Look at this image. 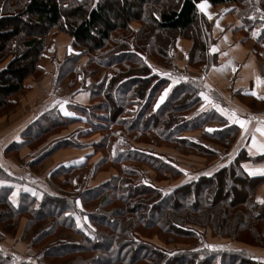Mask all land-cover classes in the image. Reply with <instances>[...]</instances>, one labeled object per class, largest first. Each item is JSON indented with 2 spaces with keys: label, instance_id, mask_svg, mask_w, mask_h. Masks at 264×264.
<instances>
[{
  "label": "trees",
  "instance_id": "16d2710c",
  "mask_svg": "<svg viewBox=\"0 0 264 264\" xmlns=\"http://www.w3.org/2000/svg\"><path fill=\"white\" fill-rule=\"evenodd\" d=\"M198 1L0 0V63L8 59L0 69V111L10 103L13 95L24 88L26 79L38 77L44 72L39 61L47 50L48 39L56 32H63L71 37L70 46L76 51L62 60L59 71L63 76L59 84L55 81V85L68 78L73 67L80 74L81 68L91 60L105 72L113 65L124 66L104 83L107 87L105 91L98 90L101 83L94 82L87 87L90 92L89 106L72 104L89 111L92 116L89 123L93 130L104 132L102 145L111 144L116 137H125L119 130L111 129L120 126L125 127V132L129 134L134 130H140L142 134L153 130L162 134L160 139L164 142L177 147H195L197 142L185 133L203 127L204 139L229 146L226 148L229 149L236 137L237 126L226 125L209 131L204 126L215 120L208 112H200L199 118L184 117L186 112L199 104L197 98L201 88L191 79L183 80L176 73L174 76L178 78V83L169 91L162 105L149 112L159 90L172 78L152 72L146 61L150 53H143L146 50L156 52L165 59V64H170L169 49L175 46L176 41L172 35L177 33V38L192 39L189 62H197L205 49L208 25L203 14L198 12ZM207 1L214 7L239 2L236 14L242 19L246 31L257 27L261 32L256 36V42L260 44L264 39V18L261 14H264V0ZM116 31L132 35L131 42L119 36L111 39ZM159 33H165L169 39L164 44L165 36L162 41L158 40V46L151 49L149 37L154 35L157 39ZM107 41L112 43L109 48ZM81 46L85 50H81ZM72 82L73 79L71 85ZM130 103L137 106L135 111L128 109ZM124 112L133 115V120L122 116ZM93 115L98 119L95 120ZM53 116L50 109L42 112L31 123L33 127L24 132L23 140L15 143L19 146L27 144L34 136L43 133L49 128L43 127L44 122L51 127L70 121L69 118L65 121L58 112L54 119ZM220 120L223 122L219 118L216 121ZM35 126L41 127L33 132ZM133 138L138 139V135L134 134ZM205 148L203 151L209 152ZM121 149L116 147L114 150L118 155L115 163L149 161L154 157L136 147ZM248 158V154L241 149L230 163L220 167L213 175L203 176L167 192L151 183L134 181V177L139 178L137 169L125 167L121 174L105 185L85 190L87 194H92L97 206L96 212L88 214L96 224L95 230L90 228L88 233L75 228L77 208L74 200L71 201L66 194L42 191L37 198L28 191H21L18 199L13 200L10 197L13 185L8 181L17 176L9 169L3 171L0 168V240L4 232L17 228L22 215L28 214L25 229H34L32 245L47 241L58 230H72L81 236L80 242L57 240L41 250L44 258L58 260L59 264H264L248 251L228 247L167 252L144 237L152 230L166 236L168 241H176L178 237L192 236L195 232L193 225H197L210 227L213 234L231 239L242 240L238 233L244 231L259 242L264 237V203L256 201L254 195L261 179L248 175L241 167V162ZM156 166L157 172L165 167L171 169L166 163L159 162ZM58 170L54 168L51 176L57 175ZM104 186L112 193L105 191ZM221 227L232 229L223 232ZM258 227L261 228L259 233ZM9 258L13 256L4 257L0 249V264L9 261ZM18 264L34 263L24 261Z\"/></svg>",
  "mask_w": 264,
  "mask_h": 264
},
{
  "label": "rangeland",
  "instance_id": "374dc122",
  "mask_svg": "<svg viewBox=\"0 0 264 264\" xmlns=\"http://www.w3.org/2000/svg\"><path fill=\"white\" fill-rule=\"evenodd\" d=\"M251 1L253 0H250L249 2ZM111 2L112 1H109V3ZM241 8L243 7L241 6ZM261 14H262V18H264V14L263 13ZM136 26L139 27V24H136ZM207 31L208 29L206 28V33ZM254 32H255V36H257L261 31L260 29H256L254 30ZM61 36L65 38V35H61ZM118 36L120 39H126L127 42H131V39L133 38V36L129 35L128 33L126 34L125 32L122 31H116V33L112 35L111 39H115ZM165 36H166L165 33H159L157 39L155 38L154 35L150 36L149 44L151 49L152 47H156V45L158 46L157 42L162 41ZM172 36L176 37V41L178 38H180V37L177 38V33L173 34ZM168 39L169 36H166V40L163 41L164 44H166V41ZM56 43L58 42L55 41V39L54 40L51 39L50 43L48 40L47 43V49H49V51L52 53V59H53L52 65L53 67H55L56 65L55 68L56 77L53 79L51 88L54 89L55 87H57L58 89L59 88L62 89V91L64 92L65 90L64 86L59 87L58 85L61 82L63 76V74L60 73L59 68L62 65V60H64L67 55L70 56L76 50L74 48L72 49L70 44H68L66 48L64 47L65 48L64 54H60V48H59L60 45ZM111 45L112 43L109 42L107 48H109ZM130 47H132L131 44ZM258 47L260 52L264 53V45L260 43ZM82 48H84L83 46H81L80 49L85 50ZM166 48L167 45H165L164 49L166 50ZM173 50L174 47L169 49V54L171 56L170 64H165L164 63L165 59L159 56L156 52L152 53V51L146 50L143 53V54L150 53L146 61L147 63L150 64L152 72H156L158 73L159 76H165L166 78L169 77L170 79L173 77L176 78V76H174L176 75V73L175 70L173 69L175 67L173 61ZM191 56H193V54ZM54 60L56 62H54ZM83 60H84L83 62H85L86 58H84ZM43 61L44 62L48 61L46 55ZM125 65L128 66L129 63H125ZM62 68L64 70H67L63 66ZM122 68H124V66L122 65H113V67H111L110 69H106L105 72V69L99 66L95 61L91 60L88 64H86L83 68H81L80 74H78V71H75L73 67L72 72H69L68 74V78L70 80V84L73 79L72 85H74L77 82L80 76H82L83 79L92 78L95 80V84L101 83L98 90L105 91L107 87H105L106 85H104V83L106 84V82H108V79L110 78V76L114 74L115 71L117 72ZM52 69L50 67V71ZM97 71L100 72H98L95 75ZM43 73L44 72H42L40 75H42ZM59 74L60 76L58 77ZM99 74L100 76L97 77V75ZM33 78H37V77H33ZM183 80H190V79L183 78ZM55 81L58 84L55 85ZM190 81H192L193 84L196 83L198 87L202 89V85L200 84L199 80H190ZM172 84L173 82L169 80L168 82L165 83V85L162 86V88L159 90L158 94L156 95L154 101L152 102V108L149 109V112L150 110L152 109L155 110L162 105L163 101H161V97L164 96L166 90L168 95ZM66 92H69V89L66 90ZM200 94L202 96L199 95V98H197L199 103H201L203 100V93L201 90H200ZM63 95L66 98V102L60 103L58 100L50 101L45 107L38 109V111L30 119V121L15 128L13 136H9L6 137L4 140H0V150L3 149V156L0 155V165H2L0 166V168L3 171H7V169H9L13 171L12 173L13 175L17 176V178L14 179L11 178L12 180L8 181L11 182V184L13 185V190L10 195V197L13 200L18 199V195L21 191H28L29 193L35 195L37 198H40L42 191H48L50 193H55L56 191H58L64 195L66 194V196H68L71 201L74 200V204L77 208V214H74L75 228L77 230H81L85 233L86 232L88 233V229L91 228L92 230H95L96 228V224H94L91 221L88 214L90 213L92 214L96 212L97 206L95 205L96 201L92 200L93 198L91 196L92 194H87L85 190L93 189L100 185H105L107 181L112 180V178L115 177L117 174H121L122 169H124L125 167L132 166L135 169H137L139 178L134 177L133 178L134 181L146 182L149 184L151 183L154 186L160 188L164 192L170 191L184 184L194 182L203 176L206 177L211 176L219 169L218 168L214 170L212 173L208 175L203 174V169L207 167L208 163L211 162L212 159L217 158L216 151H214L213 149H215L216 144H218L213 140H206L203 138V133H202L203 127L201 129H195L185 133L187 137L197 142V145H195V147L192 146L177 147L172 143L164 142L162 139H160L162 138V134L159 132L160 133L159 135L156 131L153 130L146 132V134H142L140 130H134L132 131L131 134H129V132L127 131L125 132V127H120V126H113L111 127V129L119 130L121 133H123V135L125 134V137L123 138L121 137V139L116 137L113 139V142L111 144L102 145L101 144L103 140L102 134H104V132L98 131L96 129L93 130V128L89 123V121L92 120V116L89 114V111L81 107H77V108L74 107L72 105V101L70 99L69 93L66 94L63 93ZM167 95L164 96V99L167 97ZM210 96L213 99H215V94L210 93ZM22 104L23 102L21 101V99L18 98L17 95L16 96L13 95L11 97L10 103L3 110L0 111V116L7 113L12 107L16 108L17 106L18 108V105L21 106ZM90 104L91 102L89 101V103L86 104L85 106H89ZM57 106H59L58 109ZM47 109H50L51 112L54 114L52 119H54V117L56 116V112H58L60 113V115L64 117L65 121L66 119L67 120L70 119L69 123H65L61 125L59 124L53 125L50 127V125H46V122H44L43 127H49L47 130H45L43 133L39 134L36 137L34 136L32 140L29 139L30 140L29 143L27 144L23 143L22 145L20 144V146L17 145L15 142L17 140L19 141L23 140L22 136H24V132H26L28 129L33 127L30 126L31 123L34 122V120L38 116L40 117V114H42V112L46 111ZM128 109L135 111L137 109V106L133 103H130ZM96 111L99 113L98 109H96ZM201 112H208L209 115L214 116L213 118L215 121L219 118V115L215 113L214 109L209 108L206 109V111H201ZM66 113H71V115H68ZM187 114L188 112L184 114V117ZM198 114H195L191 118H197V117L199 118L200 115ZM106 115L111 116L108 113ZM122 116H126L129 120H133V115H130L127 112H124ZM93 117L95 118V120L98 119L94 115ZM185 118L191 119L187 117ZM222 119L223 122L221 120L219 121L222 122L219 128H222L226 125L228 126L235 125L233 123H229L228 120H226L225 118ZM200 122L203 123V119H201ZM212 123L211 122L206 123V126H204V128H206L208 125L209 126L214 125ZM40 127L41 126H37V127L35 126L33 132L39 130ZM3 133L4 132H1V135H4ZM134 134L138 135V139L133 138ZM25 135H27V133H25ZM203 145L207 146L206 148L209 150V152L203 151L205 148ZM58 146H61V148L58 149L57 148ZM155 146L157 147L162 146V148L158 149ZM116 147L122 148L121 150H127L136 147V149L138 148L144 153H147L154 157H152V159L149 161L146 160H142L141 162L125 161L121 163H115L114 159L116 156H118L117 153L114 151ZM228 147H225V149ZM43 154L45 155L42 158L41 156ZM121 159L122 158H120V160ZM231 161L230 160L226 161L225 165H227ZM151 162L155 163V165L151 164ZM159 162L168 164L171 167V169L165 167L163 169L161 168L160 172L155 171V168H157L156 165ZM54 168H59V170L57 171L58 174L51 176V172L53 171ZM104 189L105 191H109L110 194L112 193L110 190H106L107 189L106 186H104ZM113 197L116 198V196ZM27 216L28 214L22 215L17 223V228L10 232H4V235L0 240V249L4 254V257L13 256L12 259L9 258V261H4V264H18L24 261L30 263L32 262L34 264H59L58 260L53 261L44 258L42 256L41 250L45 248L49 243H54L57 240H63L68 242L81 241V236L77 232H74L72 230H58L55 233V235L49 238L47 241L39 242L35 245H32V243L34 242L35 232L33 228L29 230L25 229ZM21 220L23 223L21 222ZM193 227L195 232L193 233L192 236L178 237L175 239L176 241H168V238L166 236L158 235L156 231L151 232L152 230L148 231L147 232L148 236H144V237H146L145 240L154 243L156 246L166 250L167 252H172L179 249L196 250L202 247H208L211 249L228 247V248H236L238 250L248 251L251 254H253V257L255 259L264 262V260H260V257L258 255H255L253 251H249L246 247H243V245L240 247L232 245L233 240H235L241 242V244H245V245L248 244L256 247H259L261 246V244H263L261 247H264V237L260 236L261 238L259 242H255L250 236H248L243 231L238 233L243 238L242 240L231 239L228 237H226L228 238V240H223L221 239L223 236L220 234H213L210 227L204 228L197 225H193ZM18 229H19V233L15 235ZM231 229L228 227H221V230L223 232ZM257 230L259 233L261 228L258 227ZM207 232H209L208 234L212 238H210L207 235ZM4 240L5 241L8 240V244L11 245L9 249H7V251H4V247H2L1 244ZM19 246L21 248L19 249V251H17ZM13 247L17 249H14ZM25 248L26 249L32 248L34 251H32L31 249L29 250H31L34 254L31 256H26V253H20V252H26ZM215 264H219V263L217 262Z\"/></svg>",
  "mask_w": 264,
  "mask_h": 264
},
{
  "label": "crops",
  "instance_id": "0c3cea01",
  "mask_svg": "<svg viewBox=\"0 0 264 264\" xmlns=\"http://www.w3.org/2000/svg\"><path fill=\"white\" fill-rule=\"evenodd\" d=\"M202 3H206L207 5L203 11L199 7ZM238 7L239 2L237 1L214 7L207 0H199L197 2L198 12L203 14L205 20L208 22L207 40L202 57L197 62H189V53L193 46V41L189 37L178 38L173 50V61L175 64L173 69L175 73L182 75L184 79L199 80L202 85V102L188 112L185 117L191 118L195 114L211 108L215 110V113L219 115L220 119L225 118L229 123H233L239 128L228 150L218 144H216L215 149L211 148L216 151L217 158L212 159L207 167L203 169L204 175H208L214 170L222 167V165H225L226 161L231 160L241 149H244L249 156L247 160L241 162V167L248 175H250V169L264 168V155L259 154L258 151L252 147L250 139V134H252L255 127L258 126V120H251V123L248 125V132L246 133L239 124L234 123L232 119L229 118L231 113L235 111L241 119L249 120L252 117L264 119V99H258L256 96L250 94L255 91L258 95L264 96V85L257 86L256 84L257 76L264 79V53L260 52L258 47L259 44L256 42L257 37L254 35V30H256L257 27L252 31H246L247 29L244 27L242 19L236 14ZM209 15L211 19H209ZM61 35H65V38ZM51 39H55V41L58 42L56 44L60 45V54H64L68 44L71 45V37L63 32H56L51 38L49 37V43ZM260 43L264 45V39H262ZM213 48H217L219 51L213 52ZM45 55L48 58L47 62L43 61ZM7 61L8 59L0 63V69L5 66ZM52 62V53L47 49L43 52L39 61V65L45 74L43 73L37 78L30 77L26 79L24 88L15 94V96L17 95V97L21 99L23 104L21 106L18 105V108L17 106L16 108L12 107L7 113L0 116V140L13 136L15 128L30 121L38 109L45 107L50 101L58 100L60 103L66 102L63 93L70 94L72 104L85 106L89 103L90 92L87 90V87L93 84L95 80L92 78L83 79V77L80 76L77 82L71 85L69 78H66L59 85V87L64 86V92L57 87L52 89L51 85L53 79L56 77V65L53 67ZM54 62L56 61L54 60ZM50 67L51 69L53 68L51 71ZM99 76L100 74L97 75V77ZM174 78L175 77L171 80L173 84L170 90L178 83V78H175L176 80ZM68 89L69 92H66ZM210 93L215 94V99L210 96ZM205 96L208 97V100L205 99ZM213 105H217L218 107H214ZM220 109H224L228 114L222 113ZM212 122L211 123L214 125H208L206 127L207 129L209 127L211 129H217L222 124V122L218 121ZM1 132H4V135H1ZM256 136L258 142L264 143V137H261L258 133H256ZM157 148H162V146ZM0 155L3 156V149L0 150ZM250 176L261 179L254 198L258 202L259 200H264V176ZM18 233L19 229L15 235ZM208 233L209 232H207V235L210 237ZM221 239L228 240L226 237H222ZM1 244L2 247H4V251H7L11 246L8 244V240H4ZM232 245L237 247L243 245V247H246L249 251H253L255 255H258L260 260H264V247L245 245L235 240H233ZM13 248L17 249L15 247ZM20 248L19 246L17 251H19ZM29 249L34 251L32 248ZM29 249L25 248L26 252L20 253H26V256L33 255L34 253Z\"/></svg>",
  "mask_w": 264,
  "mask_h": 264
},
{
  "label": "snow or ice",
  "instance_id": "6c2138e0",
  "mask_svg": "<svg viewBox=\"0 0 264 264\" xmlns=\"http://www.w3.org/2000/svg\"><path fill=\"white\" fill-rule=\"evenodd\" d=\"M206 3H202L201 5H199L200 9L203 11L206 8ZM209 19H211V16L209 15ZM219 26V25H218ZM255 35V33H254ZM213 52H217L219 51L217 48H213L212 49ZM256 84L257 86H261L264 85V79H262L261 77L257 76L256 77ZM253 96H256L258 99H264V96H260L258 95L257 92L253 91L250 93ZM167 95V90L164 93V96ZM164 96L161 97V101H163ZM205 99L208 100V97L205 96ZM214 107H218L217 105H213ZM220 111L224 114H228L225 112L224 109H220ZM68 115H71V113H66ZM230 119H232V121L234 123L239 124V126L247 133L248 132V125L251 123L252 119H256L258 120V126L255 127L254 132L252 134H250V139L252 142V147L255 148L259 154L264 155V143L258 142L257 140V136L256 133H258L261 137H264V119L261 118H257V117H252L249 120H245V119H241L235 111H233L229 117ZM209 131H212L211 129H209ZM2 166V165H0ZM249 174L250 175H262L264 176V168H257V169H250L249 170ZM260 203H264V200H259Z\"/></svg>",
  "mask_w": 264,
  "mask_h": 264
}]
</instances>
